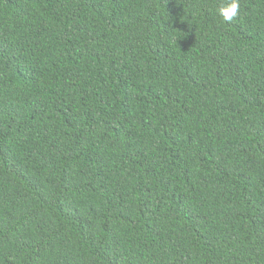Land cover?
I'll return each mask as SVG.
<instances>
[{
	"label": "trees",
	"instance_id": "obj_1",
	"mask_svg": "<svg viewBox=\"0 0 264 264\" xmlns=\"http://www.w3.org/2000/svg\"><path fill=\"white\" fill-rule=\"evenodd\" d=\"M0 0V264H264V0Z\"/></svg>",
	"mask_w": 264,
	"mask_h": 264
},
{
	"label": "clouds",
	"instance_id": "obj_2",
	"mask_svg": "<svg viewBox=\"0 0 264 264\" xmlns=\"http://www.w3.org/2000/svg\"><path fill=\"white\" fill-rule=\"evenodd\" d=\"M240 10V0H222L218 8V15L222 17V22L230 23L238 16Z\"/></svg>",
	"mask_w": 264,
	"mask_h": 264
}]
</instances>
